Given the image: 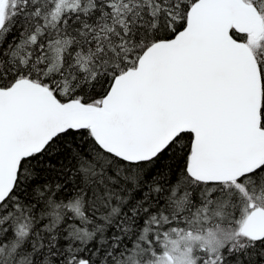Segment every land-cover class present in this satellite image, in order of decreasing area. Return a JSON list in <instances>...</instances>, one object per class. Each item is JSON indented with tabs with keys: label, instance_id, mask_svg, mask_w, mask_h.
I'll use <instances>...</instances> for the list:
<instances>
[{
	"label": "snow or ice",
	"instance_id": "snow-or-ice-1",
	"mask_svg": "<svg viewBox=\"0 0 264 264\" xmlns=\"http://www.w3.org/2000/svg\"><path fill=\"white\" fill-rule=\"evenodd\" d=\"M0 264H264V0H0Z\"/></svg>",
	"mask_w": 264,
	"mask_h": 264
}]
</instances>
